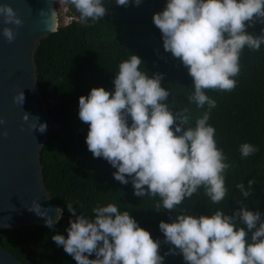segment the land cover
Returning <instances> with one entry per match:
<instances>
[{"label": "clouds", "instance_id": "9594fccd", "mask_svg": "<svg viewBox=\"0 0 264 264\" xmlns=\"http://www.w3.org/2000/svg\"><path fill=\"white\" fill-rule=\"evenodd\" d=\"M65 2L86 27L109 12L104 0ZM130 3L138 7L142 0H115L117 6ZM0 21L14 26L0 29V35L12 43L21 19L8 4H0ZM152 23L161 33L164 51L178 58L192 78L189 102L197 108L207 105V110L189 126L190 110L175 111L167 103L170 91L161 86L163 74L150 77L141 70V58L130 54L118 65L114 91L92 88L78 98V118L88 125L87 150L115 169V181L131 183L135 196L159 197L156 212L162 208L175 214L172 222L158 225L163 242L172 246L165 255L179 254L185 264H264V221L259 211L237 201L241 206L231 215L219 209L209 216L187 214L185 209L177 213V206L201 187L214 205L227 196L226 170L231 165L217 146L216 129L209 124L217 102L205 90L231 92L237 87L244 48L259 51L264 45V28L259 35L248 32L257 23L264 25V0H166L164 9L153 14ZM13 100L22 105L23 93ZM29 118L24 112L22 120L27 123ZM29 126L40 133L47 128L44 123ZM239 151L243 159L259 148L243 143ZM253 183L249 180L247 189L243 183L236 185L243 198L251 194ZM67 208L74 216L65 229L67 236L56 234L52 240L76 264H164L161 241L116 204L97 205L92 217L76 215L71 205ZM29 210L46 216L36 202ZM45 226L54 230L51 219Z\"/></svg>", "mask_w": 264, "mask_h": 264}, {"label": "trees", "instance_id": "16d2710c", "mask_svg": "<svg viewBox=\"0 0 264 264\" xmlns=\"http://www.w3.org/2000/svg\"><path fill=\"white\" fill-rule=\"evenodd\" d=\"M166 0H142L138 6H117L115 0H104L109 12L103 20L86 27L78 20V13L69 3L72 20L56 28V32L41 39L33 54L38 93L46 108V116L56 125L50 131L39 153V167L43 188L49 201L61 210L54 230L46 226H22L0 231V246L21 264H76L62 247L52 240L56 234L67 236L65 229L76 215L92 217L93 208L114 203L121 211H128L139 227L160 240L159 254L164 264H185L183 257L165 255L170 244L164 243L159 231L160 221L175 219V214L160 209L150 196L137 197L131 183L122 185L113 178L115 171L104 159L93 158L87 150L85 137L88 125L78 118V98L87 96L92 88L114 91L113 79L121 60L130 54L141 58L149 76L163 74L161 86L170 91L167 103L175 111L190 110L189 126H194L207 105L197 108L189 102L194 89L192 78L178 58L165 52L161 33L152 23L154 13L161 12ZM91 23V22H89ZM264 25L259 23L248 32L259 35ZM237 87L231 92L205 90L217 102L211 110L209 124L216 129L217 146L223 149L231 165L226 170L227 196L214 205L201 187L190 199L177 206V213L209 216L217 209L231 215L242 205L259 211L264 221V45L259 51L244 48ZM250 143L259 151L241 158L239 146ZM254 180L251 194L243 198L236 185ZM237 201H241L238 204ZM171 217V219H170ZM243 227V225H241ZM95 257H89L94 259Z\"/></svg>", "mask_w": 264, "mask_h": 264}, {"label": "water", "instance_id": "95a60500", "mask_svg": "<svg viewBox=\"0 0 264 264\" xmlns=\"http://www.w3.org/2000/svg\"><path fill=\"white\" fill-rule=\"evenodd\" d=\"M14 9L22 21L15 29L16 38L8 43L0 35V231L22 226L54 224L61 210L53 205L43 188L39 153L48 133L56 125L46 116V108L38 93L33 54L37 43L56 32L57 17L53 0H0ZM14 27L0 21V29ZM22 92L24 103L13 97ZM24 112L30 118L22 120ZM33 117H38L35 120ZM46 124L44 133L30 124ZM39 204L45 217L37 216L30 207ZM0 264H21L0 246Z\"/></svg>", "mask_w": 264, "mask_h": 264}, {"label": "rangeland", "instance_id": "374dc122", "mask_svg": "<svg viewBox=\"0 0 264 264\" xmlns=\"http://www.w3.org/2000/svg\"><path fill=\"white\" fill-rule=\"evenodd\" d=\"M57 17V27L64 26L69 22V3L65 0H53Z\"/></svg>", "mask_w": 264, "mask_h": 264}, {"label": "built area", "instance_id": "2783aa9c", "mask_svg": "<svg viewBox=\"0 0 264 264\" xmlns=\"http://www.w3.org/2000/svg\"><path fill=\"white\" fill-rule=\"evenodd\" d=\"M69 18H70V19H69V22H70V21L72 20V17L69 16ZM69 22H68V23H69ZM68 23H67V24H68Z\"/></svg>", "mask_w": 264, "mask_h": 264}]
</instances>
